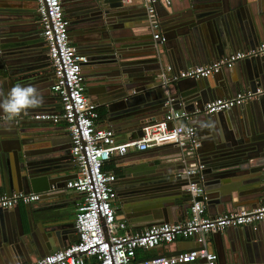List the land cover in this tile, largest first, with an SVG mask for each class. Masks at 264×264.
Instances as JSON below:
<instances>
[{
    "label": "water",
    "instance_id": "1",
    "mask_svg": "<svg viewBox=\"0 0 264 264\" xmlns=\"http://www.w3.org/2000/svg\"><path fill=\"white\" fill-rule=\"evenodd\" d=\"M32 1L0 0V93H6L16 83L33 84L39 91L45 89L41 105L44 106V99L53 98L46 92V87L54 78V72L40 23L32 13ZM72 1L80 6L79 10H84L81 13L84 21H99L83 40L71 39L93 54L83 65L95 66L93 73L98 74L91 78L92 72H89L87 82L100 81L115 86V96L102 104L107 108V124L113 129H132L134 134L136 128L162 120L171 109H182L189 114L187 106L195 100L203 113L206 104L203 100L223 94L229 97V90L236 95L255 81L264 80V53L237 61L236 64L242 63V70L239 69L238 74L227 73V84L218 82L223 70L209 77L183 78L168 84L156 78L161 63L165 66L184 64L182 66L186 69L200 62L217 61L227 52L246 51L258 46V39L264 40V0H187L186 6L171 14L175 23L160 22V27L164 25L163 31L183 40L194 34L201 35L203 39H198L199 43L187 42L181 52L166 46L162 47L163 50L160 48L159 45L168 42L165 34L164 42L151 40L148 29L150 34H154L155 29L144 6L146 17L140 19L138 15L143 12L134 13L125 0H67L64 7L69 19L73 15L66 4ZM93 7L97 19L85 16ZM134 15L138 17L136 20L147 23L127 32L125 25ZM71 24L75 26L73 19ZM80 45H76L79 52ZM87 88L90 94L91 86ZM249 103L253 104L243 111V121L239 117L235 124L230 123L221 130L214 126L213 117L207 118L213 145L202 147L201 143L185 156H178L190 158L192 162H165L159 158L158 162L151 164L139 162L132 169L122 168L116 180L120 186L117 213L144 214L150 225L175 222L177 214H185L191 207L192 198L185 188L194 180L204 187L207 203L222 207L223 213L239 206L238 202L264 196V95ZM41 106L28 109L0 125V195L36 192L41 194L40 200H49L66 191V183L75 166L70 145L56 144L49 138L37 136V122L33 120L35 112L48 110L47 106ZM234 109L237 107L231 110ZM197 163L204 167L195 175L183 173ZM8 211L13 217L11 221L3 218V212H0V264H12V258L23 262L29 254H48L56 250L54 235L59 239L62 228L58 216L42 213V234L33 228L35 216L29 210L26 221L20 204ZM242 227L226 231L234 246L246 251L250 245L262 244L256 229ZM250 263L264 264V259L251 260Z\"/></svg>",
    "mask_w": 264,
    "mask_h": 264
},
{
    "label": "built area",
    "instance_id": "2",
    "mask_svg": "<svg viewBox=\"0 0 264 264\" xmlns=\"http://www.w3.org/2000/svg\"><path fill=\"white\" fill-rule=\"evenodd\" d=\"M65 1L35 0L41 35L54 71L52 91L60 102L58 111L43 112L37 117L66 124L70 135V153L77 168L76 177L69 179L66 187L81 193L83 200L78 205L75 218L77 240L29 264H88L90 258L96 259L98 264H193L200 260L205 264H220L218 254L209 248L210 234L227 227L251 226L257 229L260 223H264V199L256 207H242L211 216L206 212L208 198L205 189L194 180L187 185L192 199L190 216L185 221L156 223L143 231L130 232L127 223L116 217L117 174L104 170L105 163L131 149L145 151L167 144H176L187 152L193 151L200 145L197 129L186 123L190 115L182 109H171L162 120L144 125L140 137L125 142L117 139L114 129L102 127L98 104L86 93L82 67L88 57L81 54L70 39V20L65 16ZM161 2L171 4L172 0H125V4L137 3L146 7L150 22L156 29L154 39L164 42L156 13ZM263 53L264 42L253 49L237 51L208 64L180 70L167 65L157 77L164 84L183 78L209 77L223 68H233L241 59ZM262 95L264 86L258 85L233 97L216 98L205 104V113L228 111ZM5 120L0 115V125ZM187 128L192 129L191 134L186 133ZM203 167V164H198L187 168L184 173L195 175ZM40 198L41 194L36 192L3 194L0 195V210L12 209L19 204H34ZM179 237L194 238L198 246L171 255L138 259L139 250L170 244Z\"/></svg>",
    "mask_w": 264,
    "mask_h": 264
},
{
    "label": "crops",
    "instance_id": "3",
    "mask_svg": "<svg viewBox=\"0 0 264 264\" xmlns=\"http://www.w3.org/2000/svg\"><path fill=\"white\" fill-rule=\"evenodd\" d=\"M247 1V0H245ZM249 1V0H248ZM186 2L187 0H172L171 4H165L163 2L159 3L157 5V17L159 20V23H163L162 21L166 22L167 24H172L175 23V21L171 20L172 16L171 14L173 12H177L179 11L181 8H183L184 6H186ZM252 2H259V0H252ZM32 13L34 15H36V20L38 21V15H37V4L35 2V0L32 1ZM131 5L133 12H143L142 14H139V18L143 19L146 17V15L144 14V9H143V5L142 4H137V3H132V4H128ZM134 5V6H133ZM78 4L76 3V1H72L71 3H67L66 4V8L69 11V13L71 15H73L72 18H68L70 20V27H69V35H70V39L71 37H73V39H76L78 41L83 40V38H86L87 36H89L90 34V30L94 29V27L96 28L99 21L98 20H88V21H84V16H81V13H83L84 10H79ZM90 12L87 13V15L85 16H89L91 19H97V11L96 9L90 8L89 9ZM64 12H65V7H64ZM80 15V16H78ZM135 16V15H134ZM133 19H130L129 21H127V25H125V30L127 32L133 30L134 28L136 29L138 25H144L147 22L145 21H141V20H136V18L138 17H134ZM83 18V19H82ZM72 19L75 21V26L73 27L71 24ZM90 21V22H89ZM39 22V21H38ZM166 24V25H167ZM162 27H160V33L163 35L165 34L168 37V42L165 45H159L160 48L163 50L162 47L166 46L168 48H170L171 50H175V52H181L182 49H184V45H186V43L190 42L192 44L193 43H199L200 41L198 39H203L201 37V35L196 36L191 35L188 40H183L181 38H179V36L177 35H170L169 32H165L163 31V24L161 25ZM156 32V29H155ZM148 35L151 38V40H155L153 35L154 34H150V31L148 29ZM170 35V36H169ZM198 37V38H197ZM72 41V39H71ZM259 43L264 42V40H259ZM256 42L253 43V45ZM73 44L75 45H80L79 43H75L73 42ZM47 46V45H46ZM81 46V45H80ZM160 49V50H161ZM180 50V51H179ZM240 51V50H238ZM80 53L83 55H86L88 58L89 57H93L91 55L92 52L89 50H85L83 48V46L80 47ZM234 52H227V54L223 57H226L230 54H232ZM221 57V58H223ZM208 61V60H205ZM210 62H200L198 64L195 65H202V64H208ZM168 65H172L176 70H180V69H184L185 67L182 66L184 64H177V63H169ZM192 65V66H195ZM167 66V65H166ZM163 63H161V67L158 70L157 74H156V78L158 79L157 75L158 73L166 67ZM242 63H238L236 64L235 67H233L232 69H228V68H223L222 70V75L219 77L218 82L219 83H225L227 84L226 81V74L227 73H233L235 72L236 74H238V70L241 69L242 70ZM93 65L91 64H87V65H83L82 70H83V75H84V79H85V84H86V93L88 95V97L94 101L95 103L98 104V111L100 113V120H99V124L102 127H109V124H107V108L106 106L102 105L103 102L105 100H112V98L115 96V86H109V85H105L103 82L100 81H91L90 83L87 82L86 80V75L89 72H92L91 74V78H93L94 76H96L98 73H93L94 70ZM54 75V74H52ZM53 79H51V82L48 81V86L46 87V92L51 93L52 94V99H44L46 102L44 106L41 107H46L48 108V110H38L35 113V116L33 117V120L35 122H37L36 125V134L37 136L39 135V138H42L43 136L45 138H49L50 141H54L56 144H64V145H70V135L69 132L66 128V124L64 122H60V123H54L53 121L50 120H44L41 118H38L37 115H40L43 112H53V111H58L60 109V102L58 100V98L56 97V95L54 94V92L52 91V86L50 83L53 84ZM159 80V79H158ZM264 80H257L255 81V83L252 86H248L245 90L248 89H252V87L254 85H264ZM50 84V85H49ZM88 85L91 86V93L89 94V92L87 91V87ZM221 88V87H220ZM243 88L240 91H245ZM134 91V90H131ZM45 92V89H41L40 93L43 94ZM237 92V93H238ZM227 93L230 95L229 97H233L235 95L233 94V91L229 90L227 91ZM136 94H139V92H137ZM216 98H228L226 97L224 94L223 95H218V96H214V97H209L207 100H203L209 102L213 99ZM258 100V99H256ZM198 100H195V102H191L190 104H188L187 106V110L190 112L189 113V119L186 121L187 124H191L193 126L196 127L197 129V135L198 138L200 140V145L202 143V147L203 146H212L213 144V136L210 134V130L209 128H207V118H211L213 117L215 123V127L220 129H223L224 126H228V124H235L237 122V119L239 117H241L242 121L245 119L243 116V111L246 110L247 106H251L253 103H249L248 104H244L242 106L237 107V109L234 110H228V111H224L223 113H216L215 115L212 116H208L207 113L203 112L200 113L198 107V104L196 103ZM203 101H200L201 103H203ZM255 101V100H254ZM253 102V101H251ZM195 110V112H191V110ZM164 117V116H162ZM151 119V118H150ZM111 128V127H109ZM113 129V128H111ZM214 129V128H213ZM121 130H117L114 129L115 133H116V137L119 141H127L130 139H134L136 137H140L142 134L140 133V130L142 131L141 127L136 128V133L133 134V130H125L124 128ZM35 134V135H36ZM199 145V146H200ZM190 152V151H189ZM188 153L187 151H184L180 146L176 145V144H167V145H162V146H155V147H151L145 151H139V150H134L131 149L129 150L125 155L123 156H113L109 161H107L104 165V170L108 171V172H113L115 174H117V176L119 175V173L121 172L122 168H128V169H132L134 167H136L138 165L139 162H146L151 164L153 162H158L159 158H162L163 161H175V162H179L181 161V163L184 162H192L193 160L190 158H186L184 159L185 154ZM182 156L183 157H178V156ZM192 165V163L190 164ZM198 165V163H197ZM196 166V165H193ZM184 173V172H183ZM77 175V168L74 166V170L70 172L69 175V179H72L74 177H76ZM185 177V175H184ZM115 188L117 190V192L120 189V186L117 185V183L115 182ZM187 189V186L186 188ZM209 192V190H208ZM17 193V192H15ZM3 195V194H2ZM118 196V195H117ZM191 196V195H190ZM189 198V195H188ZM264 199V196L261 195V197L255 198V199H249L246 202H238L239 206H236L233 210L238 209V208H242V207H256L258 206ZM83 200V195L75 190H71L68 189L66 187V191H62V195H60L59 197H56L54 199H49V200H40L37 203L34 204H29V205H21V210H22V216L24 218V220H27V210L30 211V214H34L35 216V221H33V228L35 230H37L39 233L42 232V234L44 233V225H42V213L45 212L48 215H56L59 217L60 221L58 223H61L62 228H61V232L59 234V239L55 236V241H54V245L57 249L60 248H64L67 247L69 245H71L72 243H74L77 240V233H76V229H75V218H76V213H77V209H78V205L82 202ZM241 203V204H240ZM238 205V204H237ZM26 206L28 209H26ZM114 206L117 209V207L119 206V200L118 197L116 198V200L114 201ZM206 212L208 215L211 216H215V215H220L221 213L223 214L222 210L223 208L220 207H216L215 205L212 204H208L206 201ZM41 208H46V210H41ZM232 210V211H233ZM226 211V210H225ZM1 213L3 212L4 216L3 218L8 219L9 221L13 220L11 213L6 210V211H0ZM227 212H229L227 210ZM126 215L128 214H119L117 213L116 210V217L118 220L120 221H125L127 223V228L130 232L135 233V232H140L143 231L144 229H146L147 227L151 226L149 222H147L145 220L146 215L144 214H138L136 216H129L128 218L126 217ZM33 216V215H32ZM190 216V208L187 210V213H182L181 215H176V221L175 222H181V221H185L188 217ZM47 218V217H46ZM180 219V220H179ZM171 222V221H168ZM174 221H172L171 223H173ZM156 224V223H154ZM153 225V224H152ZM242 227V226H241ZM232 228L234 227H227L225 230L223 231H218V232H214L212 234H210L209 236V248L213 251H215L218 256H219V263L220 264H251V260H256V259H264V223H260L257 227V232L261 237V245H250L249 249H247L246 251L241 249V248H237V246H234V244L232 243V240L230 238V234L226 233L227 230H232ZM240 228V227H237ZM243 228V227H242ZM254 230V228H252ZM198 246V243L196 242V240L194 238H183V237H179L177 238L175 241H173L170 244H161L159 246H157L156 248L150 249V250H139V255H138V259L141 258H147V257H152V256H156V255H171V254H175L178 253L180 251H184V250H189L191 248H195ZM262 248V249H261ZM49 254V253H48ZM30 256H28L29 260L24 259L23 262H17L15 259L12 258V264H29L33 261H35L36 259L43 257L47 254H45V252H41V254L39 253H35V254H29ZM88 264H98L96 259L94 258H90L89 263ZM193 264H205V261L200 260L196 263Z\"/></svg>",
    "mask_w": 264,
    "mask_h": 264
},
{
    "label": "clouds",
    "instance_id": "4",
    "mask_svg": "<svg viewBox=\"0 0 264 264\" xmlns=\"http://www.w3.org/2000/svg\"><path fill=\"white\" fill-rule=\"evenodd\" d=\"M43 102V96L35 85L16 83L6 93H0V114L10 121L28 109L40 107ZM185 131L191 134L192 129Z\"/></svg>",
    "mask_w": 264,
    "mask_h": 264
},
{
    "label": "flooded vegetation",
    "instance_id": "5",
    "mask_svg": "<svg viewBox=\"0 0 264 264\" xmlns=\"http://www.w3.org/2000/svg\"><path fill=\"white\" fill-rule=\"evenodd\" d=\"M45 40V39H44ZM45 49H47V46H46V48ZM54 72V71H53Z\"/></svg>",
    "mask_w": 264,
    "mask_h": 264
},
{
    "label": "trees",
    "instance_id": "6",
    "mask_svg": "<svg viewBox=\"0 0 264 264\" xmlns=\"http://www.w3.org/2000/svg\"><path fill=\"white\" fill-rule=\"evenodd\" d=\"M104 168V167H103Z\"/></svg>",
    "mask_w": 264,
    "mask_h": 264
}]
</instances>
